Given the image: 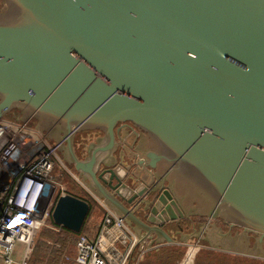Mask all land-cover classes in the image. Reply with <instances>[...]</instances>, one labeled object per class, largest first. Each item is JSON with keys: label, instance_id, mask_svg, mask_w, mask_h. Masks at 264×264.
Returning a JSON list of instances; mask_svg holds the SVG:
<instances>
[{"label": "water", "instance_id": "water-1", "mask_svg": "<svg viewBox=\"0 0 264 264\" xmlns=\"http://www.w3.org/2000/svg\"><path fill=\"white\" fill-rule=\"evenodd\" d=\"M15 111L63 142L79 178L145 230L147 248L177 244L162 223L186 214L172 189L157 193L163 177L119 195L141 179L116 171L125 127L154 141L139 165L167 164L205 216L253 234L264 254V0H4L0 118ZM88 131L101 134L81 158L75 135ZM89 212L68 193L52 220L81 232Z\"/></svg>", "mask_w": 264, "mask_h": 264}, {"label": "built area", "instance_id": "built-area-1", "mask_svg": "<svg viewBox=\"0 0 264 264\" xmlns=\"http://www.w3.org/2000/svg\"><path fill=\"white\" fill-rule=\"evenodd\" d=\"M62 145L63 142L51 141L29 122L6 116L0 118V264H32L30 253L37 232L49 221L59 196L68 194L59 181L62 170L99 199L57 155ZM110 225L131 236L132 245L120 261L127 264L136 247L137 234L129 221L110 207L102 217L98 236L90 238L81 234L73 259L65 254L59 264H112L103 247L104 231ZM55 228L62 229L61 226ZM19 244L23 249L18 250ZM159 246L162 245L152 248ZM148 250L146 247L144 254Z\"/></svg>", "mask_w": 264, "mask_h": 264}, {"label": "crops", "instance_id": "crops-1", "mask_svg": "<svg viewBox=\"0 0 264 264\" xmlns=\"http://www.w3.org/2000/svg\"><path fill=\"white\" fill-rule=\"evenodd\" d=\"M18 114H19L18 115L19 119H22L21 113L18 112ZM29 123H31L32 125H35L39 129H41L38 120L33 119ZM42 131L47 135V137L51 141H54V142L59 141L56 138L51 137L50 134L45 132L44 130H42ZM119 134H120V138L118 139V143H120V145L123 144V150L119 152L120 156L117 154L119 148H116V150L113 152V154L116 157V159H115L116 171L118 172L120 179L123 180V183H125V182L130 183L129 181H131L129 179V176L127 175L128 172L130 174H134L138 178H141L139 181L137 180L136 182H134V184L131 185V187H125V188L120 187L118 189L120 192L119 195L122 198L126 199V198L134 195L136 192H140L141 190H143V186L146 183L151 182L153 180V177L154 178L163 177L161 180L160 186L157 187V189H158L157 193L160 194V191H161L160 188L162 186L169 187L170 189H172L175 199L177 200L179 206H181L183 208L186 216L184 218H180L176 221H169V222L165 221L162 223V226L175 239H177V237L175 236V232H177V233L182 232L183 233V232H187L190 230L195 232L198 228L197 223L199 221L198 220L199 216H201V215L205 216L203 214L205 212V208L202 205V201L200 202L194 196H192V197L189 196L188 190L183 188L181 186V184L178 183L176 178L173 175H171L170 171H168L167 164H165V163L164 164H162V163L158 164L156 169H150V167H148L149 165L147 166V164H145V162H144L143 166L139 165V163L143 159H144V161H145V159H146V161H150L149 158L147 157V152L151 149V147H153L154 141L152 139H150V137H147L148 135H146L143 131L142 132L138 131V135H136L134 133V130L129 128V127H125L121 132H119ZM143 135L147 139H145L142 142L141 148H140V150H138L136 143H139V138ZM94 139L95 138L90 139V141L94 140ZM150 140H152V141H150ZM59 149L63 155L64 154L63 153L64 147L62 146ZM83 153H84L83 157L88 156L86 151H83L82 154ZM64 161L68 164L67 160H64ZM62 178H63V175L60 176V179H62ZM83 182L86 185H88V183H89V181L87 179L84 180ZM117 182H118L117 180H114L113 183L117 184ZM96 200L101 205V207L103 209H105V211H106V208L110 207L111 209H114L117 213H119L115 208H113L109 203H107L102 197H99V199H96ZM151 200H149L148 203ZM135 208H137L138 214L142 218H147V216H149V214L152 215L150 213V208H146L145 206L141 207V205L138 206L137 204L135 205ZM160 214H162V210L158 209V215L156 214L153 217H155L156 219L159 220L158 217H160ZM162 216L165 217V215H162ZM166 216H170L169 212L166 214ZM186 222H188V223L190 222V223L187 224ZM129 223L132 226L134 232L137 234L136 247H138L137 248L138 250L133 255L131 253L128 260L132 261V260H135V258H136L139 261L143 257L144 250L146 249V247H148V245H149L148 243L150 240H149V238L144 239L145 235H146L145 230H143L140 227L134 226L131 222H129ZM229 227H230V225H229ZM118 233H120L121 235L124 234V232L122 230H120V229H118L112 225L108 226V228L104 231L105 241L103 243V245H104L103 247H104V250L106 251V253L108 254V260L112 264H118L115 261V259H117L115 256L116 253H121L124 250V252L126 254L130 248V246L127 244L128 243L127 241L125 244V243H123V241H121L120 237L118 238ZM247 234L250 235V233H247ZM158 236L159 235L156 233L153 234V238H155V239ZM129 238L131 239L130 235H129ZM181 243H183V242H181ZM119 264H120V262H119Z\"/></svg>", "mask_w": 264, "mask_h": 264}, {"label": "rangeland", "instance_id": "rangeland-1", "mask_svg": "<svg viewBox=\"0 0 264 264\" xmlns=\"http://www.w3.org/2000/svg\"><path fill=\"white\" fill-rule=\"evenodd\" d=\"M3 5H4V0H0V10L1 8H3ZM18 115H19L18 112L15 111L6 115V117L13 120L15 119L19 120ZM78 137L80 138V136ZM57 155L61 157V160H68L66 155L65 154L62 155L60 150H58ZM67 167L75 170L73 168V165H70L69 163L67 164ZM60 174L63 175V178L60 179L59 181L68 190L72 186L70 182L72 176H70L65 170H62ZM94 216L99 222L102 219L101 217H103V211L101 209H97L94 212ZM51 219H52V213L49 216V221L44 226L41 227V229L37 232L36 236H38L40 231L43 230V227L54 229V227L51 225L50 222ZM198 219H199L197 223L198 228L195 232L192 230L183 233L175 232V236L177 237L176 241L178 243L164 244L169 246L172 245V247L181 246V245L185 247L187 254L183 258L181 264H192L194 262L193 260L194 256L197 254L199 249L208 250V252H211L212 258H214V260L219 259L221 257L223 261H228V262L238 261L237 264H264V254H262L261 251L258 249L256 239L253 234L250 235L246 234L243 231V229L239 226H235L233 229L230 230L229 224L224 223L220 219L213 220V219H209L207 216H202V215L199 216ZM119 234L120 233H118V238L120 237L123 243L126 244L127 241L128 242L127 244L129 246L132 245V239L129 238V235H125V234L119 235ZM37 239L38 238L35 237L36 241ZM35 240L34 243H36ZM75 244L76 242L70 243L68 251L66 252V254H69L71 259H73V257L76 254ZM17 247L18 250L23 249L22 244H19ZM137 248L138 247L134 248L132 255L138 250ZM124 254H125L124 250L121 253H116L115 256L117 259H115V261L118 264L121 261V258H123ZM128 263L139 264L136 258L135 260L132 261L127 260V264ZM207 263L208 262H205L204 264Z\"/></svg>", "mask_w": 264, "mask_h": 264}, {"label": "trees", "instance_id": "trees-1", "mask_svg": "<svg viewBox=\"0 0 264 264\" xmlns=\"http://www.w3.org/2000/svg\"><path fill=\"white\" fill-rule=\"evenodd\" d=\"M70 182L72 186L67 192L86 200L90 205V212L82 226L83 228L81 232L71 231L63 227H61V230H57L55 227L60 226L51 219L50 222L54 229L43 227V230L36 236L38 239L37 241L35 240L36 243L32 246L33 249L30 253L32 264H59L68 251L69 244L75 243L81 234H85L90 238H96L101 230L102 219L98 222L94 216V212L97 209H101L104 216L106 214L105 209L73 177H71ZM186 223L189 224L190 222ZM186 252L185 247L182 245L172 247V245L163 244L145 252L138 262L139 264H181L187 254ZM193 260L192 264H204L205 262H208L207 264H237L238 262L223 261L221 257L216 259V261L212 258L211 252L201 249H199Z\"/></svg>", "mask_w": 264, "mask_h": 264}, {"label": "flooded vegetation", "instance_id": "flooded-vegetation-1", "mask_svg": "<svg viewBox=\"0 0 264 264\" xmlns=\"http://www.w3.org/2000/svg\"><path fill=\"white\" fill-rule=\"evenodd\" d=\"M100 133L98 131L95 132H85V133H81V134H77V136L75 135L76 139H75V148H76V152L77 154L81 157V158H85L84 153L82 154L83 151H86V145L88 144V142L90 141V139L95 138L94 140L97 141V135H99ZM80 136V138L78 137ZM92 136V137H91ZM148 137V136H147ZM147 139L144 135L141 136L139 138V143H136L137 145V149L140 150L142 142ZM151 139V138H150ZM152 141V140H150ZM138 142V141H137ZM62 147V146H61ZM81 148V149H80ZM118 149V155L120 156L119 152L123 150V144L120 145V143H118L117 146ZM62 150V149H61ZM80 150V151H79ZM230 228V227H229ZM233 229V228H232Z\"/></svg>", "mask_w": 264, "mask_h": 264}]
</instances>
